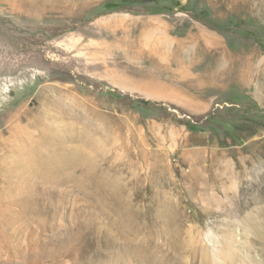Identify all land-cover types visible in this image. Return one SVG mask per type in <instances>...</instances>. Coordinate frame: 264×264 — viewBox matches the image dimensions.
<instances>
[{
	"label": "rangeland",
	"instance_id": "rangeland-1",
	"mask_svg": "<svg viewBox=\"0 0 264 264\" xmlns=\"http://www.w3.org/2000/svg\"><path fill=\"white\" fill-rule=\"evenodd\" d=\"M0 264H264V0H0Z\"/></svg>",
	"mask_w": 264,
	"mask_h": 264
},
{
	"label": "crops",
	"instance_id": "crops-1",
	"mask_svg": "<svg viewBox=\"0 0 264 264\" xmlns=\"http://www.w3.org/2000/svg\"><path fill=\"white\" fill-rule=\"evenodd\" d=\"M220 34H221L222 37H225V36H226V35H225L224 33H222V32H221ZM226 42H227V40H226ZM227 44H228V42H227ZM218 45H219V44H218ZM220 46H221V47H224V44H223L222 40L220 41Z\"/></svg>",
	"mask_w": 264,
	"mask_h": 264
}]
</instances>
